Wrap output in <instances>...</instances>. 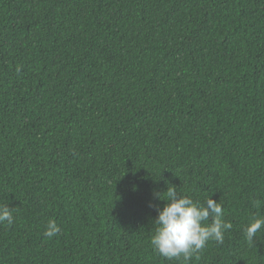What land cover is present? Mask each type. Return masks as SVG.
I'll list each match as a JSON object with an SVG mask.
<instances>
[{
	"label": "trees",
	"instance_id": "16d2710c",
	"mask_svg": "<svg viewBox=\"0 0 264 264\" xmlns=\"http://www.w3.org/2000/svg\"><path fill=\"white\" fill-rule=\"evenodd\" d=\"M169 183L233 225L189 264H264V0H0V264H184Z\"/></svg>",
	"mask_w": 264,
	"mask_h": 264
},
{
	"label": "clouds",
	"instance_id": "9594fccd",
	"mask_svg": "<svg viewBox=\"0 0 264 264\" xmlns=\"http://www.w3.org/2000/svg\"><path fill=\"white\" fill-rule=\"evenodd\" d=\"M155 195L157 199L167 202L156 209L150 244L156 253L167 260H182L184 264H189L193 258H199V253L209 241L222 244L225 232L233 227L231 222L223 219L222 205L210 196L203 202L196 201L191 196L179 194L170 183L166 191ZM13 222L11 208L7 204H0V225L11 226ZM262 228L264 217H254L244 227L245 239L249 244L253 243V238ZM59 231L56 221L50 219L43 234L51 238Z\"/></svg>",
	"mask_w": 264,
	"mask_h": 264
}]
</instances>
